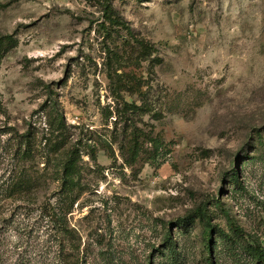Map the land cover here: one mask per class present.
Here are the masks:
<instances>
[{
  "label": "rangeland",
  "instance_id": "rangeland-1",
  "mask_svg": "<svg viewBox=\"0 0 264 264\" xmlns=\"http://www.w3.org/2000/svg\"><path fill=\"white\" fill-rule=\"evenodd\" d=\"M104 2L121 26L105 22ZM1 5L0 230L9 260L47 246L39 215L57 184L45 141L58 111L81 155L67 221L86 264H206L200 207L211 217L213 264H255L264 245V0ZM22 136L30 161L15 155ZM20 169L18 182L40 176L38 190L5 196Z\"/></svg>",
  "mask_w": 264,
  "mask_h": 264
},
{
  "label": "trees",
  "instance_id": "trees-1",
  "mask_svg": "<svg viewBox=\"0 0 264 264\" xmlns=\"http://www.w3.org/2000/svg\"><path fill=\"white\" fill-rule=\"evenodd\" d=\"M4 5H1L2 8ZM102 13L105 22L110 26H121L122 21L115 14L114 9L109 2H104L102 5ZM145 47V45L143 44ZM56 118L53 121H48L50 134L45 141V146L48 152L45 155V169L50 182L56 183L55 190L51 193L45 203H43L42 212L39 215V220L44 223V227L49 233L47 246L43 249L39 246L36 252H31L29 256H18L14 262H11L10 252L5 246L4 237L0 230V264H86L84 255L80 256V243L74 230L69 227L67 216L71 213L73 205L77 199L79 188L82 186L78 179L81 173V155L74 143L68 140V133L65 131L66 125L63 115L58 111ZM56 126H55V124ZM18 147L15 150V155L18 159L23 158L30 161L33 158L31 142L28 136L20 137ZM23 144V145H22ZM21 145L24 149L21 151ZM236 166V163H235ZM23 172L20 169L16 175L10 178V182L4 190V195L12 197L15 194L30 195L38 190L41 178L31 179L25 183L18 182L17 178ZM239 173L237 170H230L228 179L238 184L237 178ZM16 178V179H15ZM52 200V202L50 201ZM198 214L201 222L207 233L204 236V250L206 253V264H213L211 259V237L210 231V216L205 208H199ZM34 230L29 229L28 234ZM77 243V244H76ZM36 250V246H33ZM255 264H264V245H258L252 253Z\"/></svg>",
  "mask_w": 264,
  "mask_h": 264
}]
</instances>
